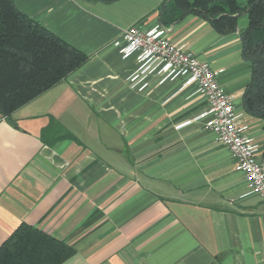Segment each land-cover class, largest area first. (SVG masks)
<instances>
[{
    "label": "crops",
    "instance_id": "crops-1",
    "mask_svg": "<svg viewBox=\"0 0 264 264\" xmlns=\"http://www.w3.org/2000/svg\"><path fill=\"white\" fill-rule=\"evenodd\" d=\"M14 1L90 60L15 125L0 116V248L28 224L74 250L62 264H264V200L197 119L207 99L160 70L132 81L138 54L122 58L124 31L161 24L165 0ZM247 24L223 35L189 16L165 31L218 73L264 156V121L243 108Z\"/></svg>",
    "mask_w": 264,
    "mask_h": 264
},
{
    "label": "trees",
    "instance_id": "trees-1",
    "mask_svg": "<svg viewBox=\"0 0 264 264\" xmlns=\"http://www.w3.org/2000/svg\"><path fill=\"white\" fill-rule=\"evenodd\" d=\"M159 9L163 27L196 16L223 35L237 32L241 17L248 18L247 26L240 31L243 59L252 68L243 108L246 114L264 121V0H165ZM89 60L84 52L22 13L14 0H0L1 117L15 125V112ZM47 133L43 132V139L49 143ZM63 136L69 138L71 134ZM73 252L65 242L22 224L1 246L0 264H62Z\"/></svg>",
    "mask_w": 264,
    "mask_h": 264
},
{
    "label": "built area",
    "instance_id": "built-area-1",
    "mask_svg": "<svg viewBox=\"0 0 264 264\" xmlns=\"http://www.w3.org/2000/svg\"><path fill=\"white\" fill-rule=\"evenodd\" d=\"M121 55L127 59L138 54V74L160 70L168 77L186 78L185 86H195L196 94L204 96L209 109L197 119H205L204 128L217 136L235 162V168L249 183L250 192L264 200L263 150L246 133L234 104L218 81V73L183 46L175 45L166 36L165 27L157 24L151 28L135 25L124 31Z\"/></svg>",
    "mask_w": 264,
    "mask_h": 264
},
{
    "label": "rangeland",
    "instance_id": "rangeland-1",
    "mask_svg": "<svg viewBox=\"0 0 264 264\" xmlns=\"http://www.w3.org/2000/svg\"><path fill=\"white\" fill-rule=\"evenodd\" d=\"M13 116V115H12ZM3 118V117H2ZM4 119V118H3Z\"/></svg>",
    "mask_w": 264,
    "mask_h": 264
}]
</instances>
